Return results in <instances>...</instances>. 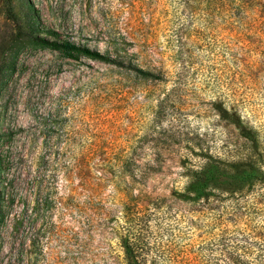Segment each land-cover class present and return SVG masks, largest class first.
Here are the masks:
<instances>
[{"label":"rangeland","instance_id":"obj_1","mask_svg":"<svg viewBox=\"0 0 264 264\" xmlns=\"http://www.w3.org/2000/svg\"><path fill=\"white\" fill-rule=\"evenodd\" d=\"M181 7L178 0H0V264H123V175L112 169L122 154L133 151L132 163L150 166L128 186L148 200L181 193L209 154L253 156L264 166L263 8L248 17L252 47L235 49L241 85L223 75L217 47L194 52L188 70L176 65L185 57L174 47ZM181 28L196 41L198 26ZM44 29L122 64L44 48L33 40ZM129 61L173 80L140 78ZM172 83L184 95L166 99ZM227 100L237 116L226 120L219 106ZM81 166L97 171L80 174ZM244 194L237 216L217 229L209 220L195 226L190 240L254 233L249 262L264 264V185Z\"/></svg>","mask_w":264,"mask_h":264},{"label":"trees","instance_id":"obj_2","mask_svg":"<svg viewBox=\"0 0 264 264\" xmlns=\"http://www.w3.org/2000/svg\"><path fill=\"white\" fill-rule=\"evenodd\" d=\"M178 2L186 14L182 26L186 22L190 28L191 25L198 26L199 31H196L198 33L196 41L192 42L186 40L188 34L187 31H182V26L177 30L175 56L182 53L185 57L176 60V65L182 70H188L192 61L189 59L195 57L192 55L194 52L204 53L206 50L211 52L217 47L223 75L229 80L238 81L241 85L245 84L243 62L237 58L235 49L238 44L241 45V49L252 47L255 26L253 19L248 20V17L258 12L259 8L264 10L262 1L178 0ZM259 13L263 14L264 19V12ZM217 26L220 32L216 35ZM33 40L38 45L60 52L69 58L84 55L116 66L122 64L108 55L63 40L52 30L44 29V36H34ZM200 40L204 41V44L198 45L197 41ZM128 65V69L145 80H157L162 83L173 80L158 71L161 68L146 66L142 70L132 64V61H129ZM228 74L232 75L228 76ZM180 80V86L185 85V82ZM179 93L184 95L182 90L179 91L173 84L172 89L163 95L168 99ZM228 96L230 99L234 95ZM229 101H226L225 107L221 102L219 106L220 116L225 117L226 120L237 116L234 110L230 112L228 109L230 105L235 104V100L233 103H228ZM234 128L237 130L236 127ZM242 130L248 135L247 140H251V131ZM133 153L132 151L127 155H120L123 161L120 158H113L115 163L112 164L116 177L122 179L123 175L124 190L119 194L123 206L122 233L119 236L123 264H251L249 258L253 251L252 245L256 243L254 233L253 235L244 233L239 239L240 232L236 234L220 232L201 244H193L190 235L195 226L207 228V220L211 223L210 229H217L222 221H226L225 216L229 217V220L232 216H237L236 212L239 209L236 206L243 197H246L244 193L258 185H264V166L261 162L254 160L253 156L240 162L233 158L231 160L223 158L219 154H209L202 165L198 166V170L194 172L181 193L174 194L173 199L148 200L134 195L128 188L132 182L138 184L144 176V169L150 167L142 168L132 163ZM87 169H95V167H78L80 174H84ZM214 201L220 204L219 207L205 206ZM226 203L229 204L230 209H224ZM182 204H186L189 208L183 207ZM1 214H3V206L0 203V217ZM202 220L205 222L201 224Z\"/></svg>","mask_w":264,"mask_h":264}]
</instances>
